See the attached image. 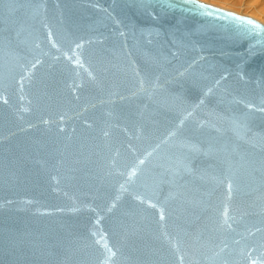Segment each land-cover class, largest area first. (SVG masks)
<instances>
[{
	"label": "water",
	"instance_id": "water-1",
	"mask_svg": "<svg viewBox=\"0 0 264 264\" xmlns=\"http://www.w3.org/2000/svg\"><path fill=\"white\" fill-rule=\"evenodd\" d=\"M0 264H264V24L0 0Z\"/></svg>",
	"mask_w": 264,
	"mask_h": 264
},
{
	"label": "rangeland",
	"instance_id": "rangeland-1",
	"mask_svg": "<svg viewBox=\"0 0 264 264\" xmlns=\"http://www.w3.org/2000/svg\"><path fill=\"white\" fill-rule=\"evenodd\" d=\"M213 6L248 16L264 24V0H200Z\"/></svg>",
	"mask_w": 264,
	"mask_h": 264
}]
</instances>
